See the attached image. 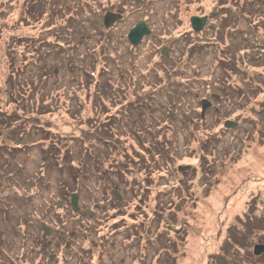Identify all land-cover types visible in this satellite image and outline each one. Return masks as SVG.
<instances>
[{
	"label": "rangeland",
	"instance_id": "rangeland-1",
	"mask_svg": "<svg viewBox=\"0 0 264 264\" xmlns=\"http://www.w3.org/2000/svg\"><path fill=\"white\" fill-rule=\"evenodd\" d=\"M25 3L0 0L6 263L264 264V0Z\"/></svg>",
	"mask_w": 264,
	"mask_h": 264
},
{
	"label": "water",
	"instance_id": "water-1",
	"mask_svg": "<svg viewBox=\"0 0 264 264\" xmlns=\"http://www.w3.org/2000/svg\"><path fill=\"white\" fill-rule=\"evenodd\" d=\"M121 19H122V16L120 14L108 12L104 17L103 23H104L105 28L108 29L112 25H114L117 21H119ZM207 20H208L207 17H199V16L192 17L191 18V25H192L193 30L195 32L202 31L206 26ZM150 33H151V31H150L149 27L147 26V24L146 23H140L136 27L131 29V31L128 34V39L133 46H137L141 43L144 36L149 35ZM162 54L165 55L166 57H168V51L166 48L163 50ZM216 97L219 98L220 96H216ZM211 106H212V103L209 102V100H207V99L202 100V117L205 116L207 109L210 108ZM236 126H237V123H235V122L228 121L225 123V127L227 129H232ZM179 170L183 171L182 168H180ZM115 189H118V186H116ZM113 193L118 200L122 199L121 195L118 194V192L114 191ZM71 204L76 211L80 210L79 205H78V195L77 194L72 195ZM58 205L61 206V202H59ZM83 214L92 216L93 212L92 211H83ZM42 227L45 231V234L47 236H49L52 232V228L46 226L44 223H42ZM66 247L69 248L70 243H67ZM253 254L257 257L263 255L264 254V244L255 245L254 250H253ZM54 257H56V256L55 255L50 256L51 259H53Z\"/></svg>",
	"mask_w": 264,
	"mask_h": 264
},
{
	"label": "trees",
	"instance_id": "trees-1",
	"mask_svg": "<svg viewBox=\"0 0 264 264\" xmlns=\"http://www.w3.org/2000/svg\"><path fill=\"white\" fill-rule=\"evenodd\" d=\"M31 1H33V0H24V4L23 5H25L26 3L25 2H27V5L25 6V8H26V14L29 12V13H35V12H37L38 10H41V8H43L42 7V3H44V1L45 2H49L50 3V0H35L34 2H32L31 3ZM38 1V2H37ZM38 4H40L39 6H38ZM49 9V8H48ZM39 12V11H38ZM64 12V11H63ZM49 14H50V11H49ZM257 59H259V58H257ZM14 80L16 81V78H14ZM130 107V105H127L126 107ZM137 106H138V104H137ZM125 107V108H126ZM7 114H2V115H0V131H2L3 129H4V127H3V125H4V122L6 121V120H11L13 117L12 116H6ZM12 117V118H11ZM20 120V119H19ZM19 120H16V122H11L10 123V126H12V128H10V129H8L7 131H9V136L11 137L10 139L12 140V142H14V141H16L17 142V144H9L8 143V141L6 142L4 139H2V138H0V150H2L3 151V149H6L7 151H8V153H11V154H14L13 153V151H16V149H19V150H21L22 149V147H24V146H21L20 144V142H18L17 140H16V138H13V132L15 131V129L16 128H20L21 127V124L19 125ZM105 124H107V123H105ZM29 133L30 132H32L33 131V126H29ZM40 131V130H39ZM25 132V131H24ZM20 133L22 134V131H20ZM43 133V132H42ZM1 135V134H0ZM18 135V132H17V134H16V136ZM20 137V136H19ZM47 136H46V134H44L43 135V138L42 139H44V141H46L47 140V138H46ZM9 139V138H8ZM8 148V149H7ZM2 151H0V154L2 153ZM66 155V154H65ZM64 155V157H63V159H65V158H67L68 156H65ZM59 202L60 201H58V203H57V207H58V204H59ZM166 244V243H165ZM7 242H0V264H7L6 263V256L5 255H7V253H6V249H7ZM172 244L170 243V246H171ZM237 245V244H236ZM165 246H167V245H165ZM169 246V245H168ZM262 256V255H261Z\"/></svg>",
	"mask_w": 264,
	"mask_h": 264
},
{
	"label": "flooded vegetation",
	"instance_id": "flooded-vegetation-1",
	"mask_svg": "<svg viewBox=\"0 0 264 264\" xmlns=\"http://www.w3.org/2000/svg\"><path fill=\"white\" fill-rule=\"evenodd\" d=\"M52 233H53V232H51V235H52ZM64 233H66V232H64V231H58V234H59L60 236H62V237H65V234H64ZM45 235H46V234H45ZM68 237H69V238H70V237L72 238V235L69 234ZM67 243H70V246H71V245H72V240H70V241H69V240L66 241V245H67ZM50 259H51V258H50Z\"/></svg>",
	"mask_w": 264,
	"mask_h": 264
}]
</instances>
